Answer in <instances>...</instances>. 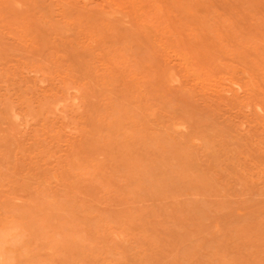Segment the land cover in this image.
I'll use <instances>...</instances> for the list:
<instances>
[{
    "label": "rangeland",
    "instance_id": "rangeland-1",
    "mask_svg": "<svg viewBox=\"0 0 264 264\" xmlns=\"http://www.w3.org/2000/svg\"><path fill=\"white\" fill-rule=\"evenodd\" d=\"M0 264H264V0H0Z\"/></svg>",
    "mask_w": 264,
    "mask_h": 264
}]
</instances>
